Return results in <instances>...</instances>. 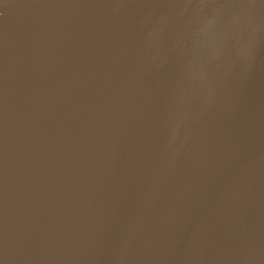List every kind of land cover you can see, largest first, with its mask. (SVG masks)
Instances as JSON below:
<instances>
[{
  "label": "water",
  "instance_id": "water-1",
  "mask_svg": "<svg viewBox=\"0 0 264 264\" xmlns=\"http://www.w3.org/2000/svg\"><path fill=\"white\" fill-rule=\"evenodd\" d=\"M0 264H264V0H0Z\"/></svg>",
  "mask_w": 264,
  "mask_h": 264
}]
</instances>
